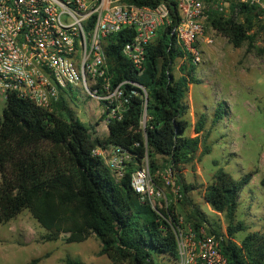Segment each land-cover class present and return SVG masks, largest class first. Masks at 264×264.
<instances>
[{
    "label": "trees",
    "instance_id": "16d2710c",
    "mask_svg": "<svg viewBox=\"0 0 264 264\" xmlns=\"http://www.w3.org/2000/svg\"><path fill=\"white\" fill-rule=\"evenodd\" d=\"M133 1L152 7L164 2ZM168 5L173 23L147 48L142 69L122 54L131 37L128 33L118 34L116 43L107 48L114 82L129 83L124 86L126 109L120 119L109 122L106 137L94 136L95 128L81 122L65 100L48 111L16 95L7 97L0 123V223L8 224L28 211L46 230L45 242L64 238L67 244L83 243L95 236L101 242V254L114 264H160L164 257L177 260L175 229L180 224L175 208L155 210L131 186L132 173L146 159L155 185H160L157 173L161 158L176 177L181 204L190 207L189 222L196 230L206 229L204 214L189 197L198 186L187 184L182 174L185 166L200 159L199 134L205 118L195 127L196 137L186 136L190 123L185 118L190 86L200 82L192 57L186 56L178 42L181 18L177 5ZM256 10L244 6L240 13L244 22L211 15L210 25L235 48H241L254 39L249 32L257 22ZM180 59L184 61L176 75L175 65ZM132 83L145 87L148 97ZM112 146L132 157L122 179L94 153ZM252 177L248 174L236 179L220 169L204 192L206 203L224 214L228 222L221 249L230 264H264V233L249 232L240 244L235 241L239 233L249 229L245 222L237 221V212ZM208 233L221 234L214 228ZM38 262L35 259L29 264ZM66 264L83 263L68 257Z\"/></svg>",
    "mask_w": 264,
    "mask_h": 264
},
{
    "label": "built area",
    "instance_id": "2783aa9c",
    "mask_svg": "<svg viewBox=\"0 0 264 264\" xmlns=\"http://www.w3.org/2000/svg\"><path fill=\"white\" fill-rule=\"evenodd\" d=\"M169 2L176 3L181 18L178 42L195 65L203 62V45L213 42L205 35L211 15L238 16L244 6L255 7L257 21L264 26V0H164L154 7L133 0H0V95H16L53 111L61 100L70 108L77 90L102 108L101 123L108 134L109 122L120 119L126 109L124 86L129 82H114L107 48L118 34L128 33L122 54L142 69L147 48L173 23ZM131 85L148 97L145 87ZM94 153L119 179L133 162L128 152L115 146ZM131 186L155 210L160 208L162 192L148 159L132 173ZM178 219L177 264H230L221 249L224 235L196 230Z\"/></svg>",
    "mask_w": 264,
    "mask_h": 264
},
{
    "label": "rangeland",
    "instance_id": "374dc122",
    "mask_svg": "<svg viewBox=\"0 0 264 264\" xmlns=\"http://www.w3.org/2000/svg\"><path fill=\"white\" fill-rule=\"evenodd\" d=\"M240 16L228 14L226 18L244 22ZM205 35L213 42L203 45V62L196 65V78L200 83L190 86L185 100V118L190 123L186 136L196 137L195 127L205 118L204 130L199 134L200 159L185 166L182 174L187 184L198 186L189 197L205 216L206 232L214 228L225 237L226 217L206 203L205 189L220 169L236 179L253 174L237 212V221L245 222L249 228L236 236L235 241L240 244L249 232L264 233V26L257 21L249 32L254 39L247 40L241 48H235L210 25ZM183 61L176 63V75ZM6 102L7 98L0 95V123ZM95 106L94 101L74 91L70 110L81 122L95 128L94 136L103 138L107 129L101 123L102 108ZM206 149L209 153H205ZM158 161L161 169L157 173L160 178L157 188L162 192L158 206L162 209L173 206L184 224H192L188 220L190 207L180 202L176 177L165 160L158 158ZM46 233L28 211L8 224L0 223V264H29L35 259H39L37 264H66L68 257L83 264H114L101 254L102 245L95 236L83 243L67 244L64 238L45 242ZM159 262L177 264L168 257Z\"/></svg>",
    "mask_w": 264,
    "mask_h": 264
}]
</instances>
